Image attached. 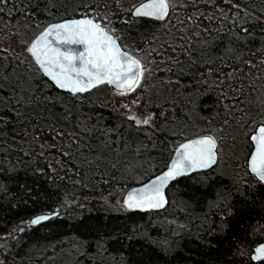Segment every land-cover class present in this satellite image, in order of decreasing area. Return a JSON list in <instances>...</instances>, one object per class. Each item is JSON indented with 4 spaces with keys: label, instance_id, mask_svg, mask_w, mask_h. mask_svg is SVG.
Here are the masks:
<instances>
[{
    "label": "trees",
    "instance_id": "1",
    "mask_svg": "<svg viewBox=\"0 0 264 264\" xmlns=\"http://www.w3.org/2000/svg\"><path fill=\"white\" fill-rule=\"evenodd\" d=\"M168 1L155 20L128 0H0V39L89 15L136 59L135 46L153 55L134 113L97 88L59 90L27 50L0 51V264H264L251 257L264 183L247 167L264 121V0ZM203 133L213 167L171 182L160 210L117 207Z\"/></svg>",
    "mask_w": 264,
    "mask_h": 264
},
{
    "label": "snow or ice",
    "instance_id": "2",
    "mask_svg": "<svg viewBox=\"0 0 264 264\" xmlns=\"http://www.w3.org/2000/svg\"><path fill=\"white\" fill-rule=\"evenodd\" d=\"M167 0H149L148 3L142 4L136 9L135 14L139 16H154L163 18L168 12ZM55 31L62 44H83L85 49L78 54L68 52H59L56 49L49 50L52 55L49 57V63L56 65L60 71L53 74L48 69L46 71L53 76L56 83L61 87L71 86L72 92H83L86 89L78 86L80 77L86 76L88 87H92L93 81L96 84L107 81L113 83L122 79L127 80L129 90L133 89L134 85L139 83L138 76L142 75L140 63L137 60L126 58L128 67L117 62V57L120 52L116 47L115 41L109 36L99 24L94 23L89 19L74 20L68 23L52 25L49 30L43 34L47 37ZM37 50L36 42L33 43L29 51L35 54ZM48 55V52H45ZM79 61V67H76L75 61ZM72 74L77 77L73 80ZM120 87H124L121 83ZM134 118V117H133ZM147 119L137 121V123L147 124ZM255 144V150L249 161L250 169L261 180H264V126L257 130V134L252 136ZM216 141L212 137H201L196 140L180 145V157L173 162L169 170L162 177H158L159 184L149 191L151 195L141 192L139 197L130 194L124 201L129 209L133 208H160L163 207L164 199L160 193V189L169 180L177 176L183 175L197 168H207L215 162L214 149ZM183 150V151H181ZM147 187V186H146ZM47 216H40L31 221L35 225L43 220H47ZM257 257H264V245L257 250Z\"/></svg>",
    "mask_w": 264,
    "mask_h": 264
},
{
    "label": "water",
    "instance_id": "3",
    "mask_svg": "<svg viewBox=\"0 0 264 264\" xmlns=\"http://www.w3.org/2000/svg\"><path fill=\"white\" fill-rule=\"evenodd\" d=\"M148 2H149V0H140V1L136 2L132 6V8H131V15L132 16H135V17H147V18H151V19H155V20H164L168 16L169 11H170V5H169V1L168 0H167V3L169 5L168 12H167V14L163 18H157V17H154V16H139V15H136L135 14L136 9L139 8L142 4H146ZM82 19H89V20H92L94 23L99 24V22H97L94 18H92L89 15H79V16L64 17V18H61V19H58V20H53V21H50V22L46 23L30 39V41L28 43V46H27V52L30 54V56L33 59L34 63L40 69V71L42 72V74L50 82H52L56 86V88H58L59 90L65 91V92H69V93H86V92H89V91L93 90L94 88H96V87H98V86H100L102 84H109L115 90H118V91H126V90H129L128 87H127V80H124L123 77H122L121 80L115 81L113 83H108L107 81H105L103 83L96 84L95 81H93V85L94 86L88 87V85H87V79L88 78L86 76H81L79 78L80 79V83H79L78 86L84 87L86 90L83 91V92H72L71 91V86L65 87V88H61L56 83V80L53 79V76L52 75H49L48 72L46 71V69H48L53 74H55V73H57V72L60 71V69L56 65L51 64V63L48 62L49 61V57L52 55V53L49 50L56 49L59 52H68V51H71L72 53L78 54V53L84 51L85 45H83V44H62V43H60V39L62 37H58L55 31H51V34L48 35L47 37H44L43 34L46 32V30H49L52 25H58V24L68 23V22H71V21H74V20H82ZM99 25L115 41L116 47L118 48V50H119V52L121 54L120 56L117 57V62L119 64L123 65L124 68H127L128 67V60L126 58H131V59L137 60L132 54H130L126 49H124L122 47V45L120 44L119 40L115 36H113L101 24H99ZM34 42H36V44H37V50H36L35 54L33 52L29 51V49L32 47V45H33ZM45 52H48V55L47 56L45 55ZM75 65H76V67H79L80 62L78 60L75 61ZM72 78H73V80H76L77 79V77L75 76V74H72ZM138 78H139V76H138ZM121 83L124 84V87H120L119 86ZM262 126H264V121L262 123L258 124L255 127V129L250 133L249 139H250V141L252 143V148H251V151H250L249 156H248V159H247V167H248V170L252 174H254L259 180H261V179L255 173H253L251 171L250 166H249V161L251 159V155H252L253 151L255 150V144H254V142L252 140V136L253 135H256L257 134V130L260 127H262ZM201 137H212V138H214L210 134L203 133V134H197V135L188 137V138H186L184 140H181L180 142H178L174 146V148L172 150V154H171V156H170V158H169L166 166L163 169H161L159 172L153 174L152 176L148 177L147 179L143 180L142 182L137 183V184H134V185L130 186L129 188H127L124 191L123 196H122V202H123V205L125 206V208L128 209V210L141 211V212H145V211H148L150 209L160 210L163 207H165V205L167 204V201H168L167 200V188H168V186L170 185L171 182H173L176 178H178L180 176H185V175H189V174H192V173H195V172L208 170L209 168L213 167L216 164L217 160H218V147H217V143H216V148L213 150L214 153H215V157H214L215 162L212 163L209 167H207V168H197V169H194V170H192L190 172H186L183 175L177 176L174 179L169 180L166 184L163 185V187L160 189V193L162 194L163 199H164L163 207H160V208L143 207V208H133V209H129L125 205V203H124L125 199L130 194L139 197L141 195V192L143 191V193H145L147 195H151L152 193L149 190L152 189V188H154L155 186H157L159 184L158 177H162L164 175V173H166L169 170V167L173 164V162L176 161L180 157V154L181 153L177 151V149H180V145L185 144V143H188L189 141H192V140L199 139ZM181 151H183V150H181ZM261 181L264 183V180H261ZM56 214H57V211L38 213V214H36V215H34V216L31 217V221L33 219L37 218V217H40V216H47L48 219H49L50 217L55 216ZM45 221L46 220H43L40 223H43ZM40 223H38V224H40ZM38 224H35V225H38ZM262 245H264V239L261 242H259L258 244H256V246L254 247L253 253L251 255V257H252L253 260H261V259H264V257L254 258V257H257V251L256 250L258 248H260Z\"/></svg>",
    "mask_w": 264,
    "mask_h": 264
},
{
    "label": "rangeland",
    "instance_id": "4",
    "mask_svg": "<svg viewBox=\"0 0 264 264\" xmlns=\"http://www.w3.org/2000/svg\"><path fill=\"white\" fill-rule=\"evenodd\" d=\"M136 2H137L136 0H128V3L130 4L129 6L130 9ZM31 37L27 36L25 37L24 40L23 39L22 40L20 39L6 40V39L1 38L0 39V51L2 52L10 51V52L20 54L24 50H27L28 42L30 41ZM131 50L134 51L140 63V68L142 69V75H139V78H138L139 83L135 85L133 89L126 90V91L115 90L111 85L107 84L106 88L97 87L96 90L92 91V94H94L93 92H101L100 95L111 99V101L115 105L122 107V108H126L127 110H130L135 113L136 112L135 106L142 92V86L146 82L147 76L149 75V73L152 74V70H148V69H150L152 65L153 55H150L147 51H145L142 46H135ZM123 192L124 191H122L119 194L118 198L116 199V205L118 208L124 207L123 202H122Z\"/></svg>",
    "mask_w": 264,
    "mask_h": 264
}]
</instances>
